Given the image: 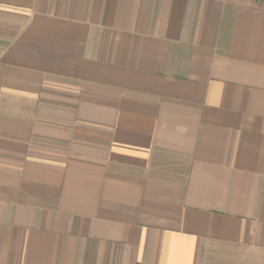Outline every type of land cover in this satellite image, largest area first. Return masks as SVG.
Segmentation results:
<instances>
[{
	"label": "crops",
	"instance_id": "obj_1",
	"mask_svg": "<svg viewBox=\"0 0 264 264\" xmlns=\"http://www.w3.org/2000/svg\"><path fill=\"white\" fill-rule=\"evenodd\" d=\"M0 264H264V0H0Z\"/></svg>",
	"mask_w": 264,
	"mask_h": 264
}]
</instances>
